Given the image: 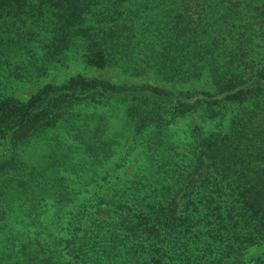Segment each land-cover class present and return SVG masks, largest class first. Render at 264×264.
I'll return each instance as SVG.
<instances>
[{"label": "trees", "instance_id": "trees-1", "mask_svg": "<svg viewBox=\"0 0 264 264\" xmlns=\"http://www.w3.org/2000/svg\"><path fill=\"white\" fill-rule=\"evenodd\" d=\"M67 52L165 86L77 74L21 100L4 85ZM202 77L211 90L187 86ZM118 103L119 123L84 110ZM126 133L121 163L81 182ZM136 148L145 163L104 196ZM260 244L264 0H0V264H249Z\"/></svg>", "mask_w": 264, "mask_h": 264}, {"label": "rangeland", "instance_id": "rangeland-1", "mask_svg": "<svg viewBox=\"0 0 264 264\" xmlns=\"http://www.w3.org/2000/svg\"><path fill=\"white\" fill-rule=\"evenodd\" d=\"M43 18V19H42ZM42 19V20H41ZM40 24H42L41 30L38 32H44L49 29L50 25H48V18L46 16L39 17ZM38 24V23H37ZM39 25V24H38ZM33 48H38L34 50L35 57L43 56V49L40 42L35 41L32 43ZM30 56V55H28ZM41 69V73L37 79L33 80H19V79H9L4 85H6L7 90L12 93L15 97L26 100L29 96L36 91L37 88L41 87L47 83H62L67 80L69 77L81 74L86 77H100L105 78L113 83H125V84H138L141 82H147L152 84H157L160 86H165L158 82L151 75L147 76H130L128 74H124L118 68H97L93 66H88L81 61V57L67 52V56L63 58L59 62L54 63H46L43 66L39 67ZM4 80V79H2ZM168 85V84H167ZM184 85L183 87H185ZM190 87H195L197 89L211 90L209 85V81L206 77H202L198 82H194L190 85ZM179 88V87H177ZM123 103H118L117 105L107 107L100 106L95 109H91L90 107L84 108V110L88 113L96 111L98 115H105L110 122L119 123L123 117ZM200 119L196 115H189L185 117H181L178 120H175L173 124H171V131L175 130L177 135L182 136L184 133H187L195 124L199 123ZM205 128L207 125L205 124ZM188 135V134H187ZM119 144L116 147V153L111 156V158L104 164L103 167H100L97 171V175L94 176L88 174L83 177L81 182L90 181V178L93 177L96 180H100L101 176L104 174L106 170L112 171L114 166L118 162V159L126 154L127 147L131 144V134L126 133L123 138L118 140ZM145 163L143 158V154L141 149L136 148L133 152L127 157L126 162H123L122 168H120L110 179L109 183L103 190V195L107 196L110 189L116 185L119 180H122L131 173L133 169L138 166H141ZM118 175V177H116ZM52 211V208L50 209ZM19 210H13V215L18 214ZM264 250V244L254 245L249 248L247 252L246 258L249 260V264H253V258L256 257Z\"/></svg>", "mask_w": 264, "mask_h": 264}]
</instances>
